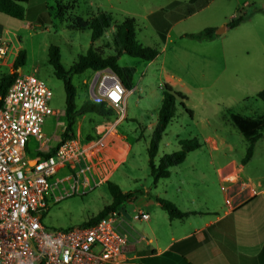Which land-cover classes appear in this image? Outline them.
Returning a JSON list of instances; mask_svg holds the SVG:
<instances>
[{
    "label": "rangeland",
    "instance_id": "374dc122",
    "mask_svg": "<svg viewBox=\"0 0 264 264\" xmlns=\"http://www.w3.org/2000/svg\"><path fill=\"white\" fill-rule=\"evenodd\" d=\"M170 1L29 0L24 4L22 21L0 13L6 19L0 34L5 31L14 34L12 43L26 54L19 71L34 74L51 91L49 106L58 114L48 116L42 127L49 148L58 143L65 126V93L62 81L55 77L48 63V48L52 45L59 48L65 70L77 61L78 56L85 54L92 44L90 31L72 28L71 23L76 17L87 19L99 12L112 16L111 28L92 44L100 47L105 56L114 54L112 36L116 26L126 18L134 20L135 38L140 44L158 49L159 54L152 61L125 54L120 56V65L135 69L133 87L126 104L122 105L123 111L119 113L113 108V114L108 118L87 113V118L80 116L73 125V135L94 141L91 151L95 163L99 169L106 168L105 174L111 171L108 180L118 185L122 192H130L139 198L142 194L154 196L147 146L157 121L164 83L186 96L184 103L191 115L176 103L175 115L161 137L155 163L163 154L177 151L178 140L197 139L202 143L206 136L223 138L233 147V151L225 154L239 158L245 155L247 142L232 124L229 114L252 117L263 112V102L257 97L264 89V8H259L262 4L250 1L235 6V3L223 2L220 7L215 2L175 24L169 21L165 28L158 27L156 32L151 24L153 19L147 16ZM57 2L65 7L63 12L59 13ZM233 8L239 16L246 14L248 18L233 29L215 34L230 21L227 13ZM208 27L214 28L215 37L211 40L197 41L184 36ZM165 31L168 33L166 38ZM8 73L9 67L0 64V78ZM71 79L76 88L77 107L91 100L93 71L73 74ZM121 114L123 119L118 133L128 145V152L125 144L116 138V131L110 132ZM261 138L257 143L259 149L264 148V136ZM35 147L36 142L30 139L29 153H34ZM193 154L207 155L208 151L203 147ZM259 158L256 157L249 166L258 164ZM65 173L66 170L61 171L59 176ZM111 201L107 185L103 184L84 195L75 194L50 204L43 214L42 224L52 229L78 227ZM127 206L128 201L122 204V208Z\"/></svg>",
    "mask_w": 264,
    "mask_h": 264
},
{
    "label": "built area",
    "instance_id": "2783aa9c",
    "mask_svg": "<svg viewBox=\"0 0 264 264\" xmlns=\"http://www.w3.org/2000/svg\"><path fill=\"white\" fill-rule=\"evenodd\" d=\"M15 35L0 34V64L15 72L18 50ZM12 59L9 60V57ZM18 69L0 96V264H126L127 237L118 230L122 213L113 211L93 224L66 229L47 228L43 214L52 203L84 195L105 184L106 168H98L91 148L79 134L61 142L49 156L42 127L56 116L49 102L51 91L34 74ZM91 100L123 111L127 90L120 78L103 69L93 71ZM34 139V155L28 142ZM90 151H87V149ZM67 173L59 176L61 171ZM135 218L148 215L138 212Z\"/></svg>",
    "mask_w": 264,
    "mask_h": 264
},
{
    "label": "crops",
    "instance_id": "0c3cea01",
    "mask_svg": "<svg viewBox=\"0 0 264 264\" xmlns=\"http://www.w3.org/2000/svg\"><path fill=\"white\" fill-rule=\"evenodd\" d=\"M250 1L264 8V0H171L147 18L153 19L151 24L158 32L157 28H165L169 21L175 24L215 2L223 7V2L236 6ZM227 14L231 19L239 16L235 8ZM5 20L0 14V32ZM223 26L226 30V24ZM164 34L166 38L168 33ZM117 119L110 132L116 131V138L128 152V145L118 133L123 115ZM203 140L200 148L187 153L182 163L171 168L168 178L154 185L153 198L132 195L128 206L122 208L118 230L127 237L126 264H264V148L258 147L260 139L245 164L241 163L244 155L235 158L225 154L233 147L223 138L206 136ZM91 144H95L93 140ZM203 147L207 155L193 154ZM28 155L34 153L28 150ZM256 157H260L258 164L250 167ZM156 198L170 201L189 215L170 219ZM138 212L148 218H135Z\"/></svg>",
    "mask_w": 264,
    "mask_h": 264
},
{
    "label": "trees",
    "instance_id": "16d2710c",
    "mask_svg": "<svg viewBox=\"0 0 264 264\" xmlns=\"http://www.w3.org/2000/svg\"><path fill=\"white\" fill-rule=\"evenodd\" d=\"M29 0H0V13L12 18L23 20L24 4ZM59 13L63 12L64 6H60L57 2ZM264 11V9L262 10ZM248 16L240 15L226 23V29H231L245 21ZM112 16L106 12H99L87 19L76 17L71 23V27L79 30L88 29L90 31L91 43L100 39L104 33L111 28ZM135 23L131 18H126L116 26L112 36L114 54L105 56L100 47H93L92 44L85 54L78 56L77 61L73 63L68 70H65L60 61V51L57 46L48 48V63L53 68L56 78L60 79L63 84L65 93L64 116L65 126L60 134V139L56 145L49 148V151L42 153V156H49L58 145L73 135V125L78 117L94 113L98 116L108 118L113 114V108L103 103L96 104L92 100L84 101L77 107L75 104L76 88L72 83L73 74H81L86 70L100 71L109 69L115 73L121 80L126 90H130L132 86V78L135 69L130 66H121L118 59L125 54L130 57H136L145 61H152L157 57L159 51L155 47L140 44L135 38ZM162 36V35H161ZM185 37L202 41L211 40L215 37L214 28H204L198 33L185 34ZM163 37V36H162ZM26 60L24 50H19L14 61L13 73H8L0 78V96L2 97L12 80L16 76V71L20 69ZM257 97L263 102V112L255 117H245L237 114H229V118L247 142V148L241 163L245 164L253 155L254 145L258 139L264 136V89L257 93ZM186 96L181 92H177L173 87L164 83L162 86V100L158 109L157 121L152 130L147 146L149 174L152 178V184L155 185L159 180L168 178L172 167L180 164L185 159L187 153L200 148L201 143L197 139L179 140V149L172 153L163 154L158 163H155V157L159 149L161 137L172 121L175 115L176 103L191 115L190 110L186 107L184 100ZM86 142L92 140H86ZM112 197L111 203L104 206L94 217L88 219L82 224H93L100 219L106 217L113 211H121L122 204L128 201L133 194L130 192H122L118 185L107 180L105 182ZM159 207L164 210L170 219H182L189 215L188 212H181L173 203L168 200L156 198Z\"/></svg>",
    "mask_w": 264,
    "mask_h": 264
},
{
    "label": "water",
    "instance_id": "95a60500",
    "mask_svg": "<svg viewBox=\"0 0 264 264\" xmlns=\"http://www.w3.org/2000/svg\"><path fill=\"white\" fill-rule=\"evenodd\" d=\"M225 30V27L223 26V27H221L219 30H216L215 31V34H219V33H221V32H223ZM106 218V217H105Z\"/></svg>",
    "mask_w": 264,
    "mask_h": 264
},
{
    "label": "bare ground",
    "instance_id": "6f19581e",
    "mask_svg": "<svg viewBox=\"0 0 264 264\" xmlns=\"http://www.w3.org/2000/svg\"><path fill=\"white\" fill-rule=\"evenodd\" d=\"M90 149L88 148L87 151H89Z\"/></svg>",
    "mask_w": 264,
    "mask_h": 264
}]
</instances>
